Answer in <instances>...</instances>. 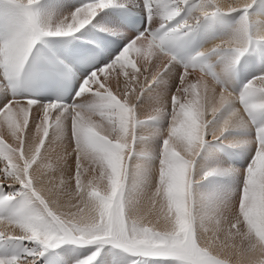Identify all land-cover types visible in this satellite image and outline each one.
<instances>
[{
	"label": "snow or ice",
	"instance_id": "snow-or-ice-1",
	"mask_svg": "<svg viewBox=\"0 0 264 264\" xmlns=\"http://www.w3.org/2000/svg\"><path fill=\"white\" fill-rule=\"evenodd\" d=\"M12 3L23 20L0 45V87L20 77L43 37L72 36L105 9L134 3L147 10L148 26L128 34L122 48L100 37L105 55L81 73L72 103L17 95L0 100V189H11L0 195V207L11 206L0 215V225L8 226L0 230V264H37L64 244H111L175 264H264V120L258 121L264 72L239 90L227 83L241 58L264 45V26L256 28L249 14L257 0L226 6L218 0H87L55 25L41 21L39 0ZM233 12L241 15L229 32L186 61L178 58L174 45ZM80 48L82 57L96 51ZM157 117L168 120L159 133L158 164L146 189L130 190L137 127ZM237 128L253 134L229 139ZM209 137L249 146L247 168L217 165L199 170L197 179ZM224 171L239 177L233 198L226 210L205 217L196 210L198 185ZM10 242L28 243L16 252ZM99 252L76 264H94Z\"/></svg>",
	"mask_w": 264,
	"mask_h": 264
},
{
	"label": "bare ground",
	"instance_id": "bare-ground-1",
	"mask_svg": "<svg viewBox=\"0 0 264 264\" xmlns=\"http://www.w3.org/2000/svg\"><path fill=\"white\" fill-rule=\"evenodd\" d=\"M9 1H12V0H0V45H3V43L10 39L14 34L15 32L19 29V27L21 26L22 24V15L19 11V9L14 5V7H11L9 5H12L10 4ZM231 2V4H234L236 2H238V0H228ZM264 0H262L261 2H263ZM39 4L37 6L38 8V11H39V14H40V19L43 23L45 24H51V25H55L56 23H58L60 20H62L64 17L68 16L69 13L71 11H74L76 7H79L82 3V0H39ZM219 3H221L222 5H228L227 0H218ZM259 2V1H258ZM127 5H131V6H135V7H138L136 4L134 3H128ZM254 7V6H253ZM4 8H7V9H4ZM13 8H16L18 11L17 14L15 13V10ZM255 10L253 12V14L251 15V17L254 18V26L256 28H260L262 26H264V3L261 4L260 6L258 7H255ZM100 16H105L106 18L104 20H100ZM100 16H98L92 23H90L89 25H87L84 29H81L79 32L75 33L74 35L72 36H69V37H43L40 41L45 43V44H51V45H55V39H62V40H66L70 37H73V36H76V37H87V36H92V33H91V28L92 27H97V28H101V29H112L111 25L117 23L115 20H114V17L112 16V14L110 13V10L109 9H105L101 14ZM224 15L221 16V18L223 17ZM218 20V18H217ZM97 21H99V23H97ZM221 23H222V20H221ZM230 25L226 26L225 28L229 27ZM107 31V30H105ZM224 35V31H222L221 29L219 30V34L217 36H215L213 39H218L219 37L223 36ZM211 39V40H213ZM207 41L203 47L207 46L210 41ZM202 47V48H203ZM255 49L253 51V58H254V61H255V65L254 67L256 69L259 70V73L261 72H264V45H261V46H258L256 48H253ZM252 51V50H251ZM189 59V58H188ZM242 69V68H241ZM234 69L232 70L231 72V75L228 79V84L235 88L236 90H239V88L243 85V84H240V85H236V80L234 79ZM253 74H256L255 72H252V75ZM241 82L242 83H246L249 79V75L246 74V75H241ZM255 76V75H254ZM160 90L162 91L163 90V86L160 87ZM0 100H3V95L1 93V87H0ZM264 116H261V117H258V121L260 120H264L263 119ZM166 120V119H165ZM162 122V121H160ZM168 124V123H167ZM167 124L164 126H161L158 124L159 127H161L160 129L163 130L164 128L167 127ZM240 133H235L237 136V138H242V137H245V136H248V135H252V130L250 131H247L246 128H237ZM245 129H246V134L245 135ZM155 133V132H154ZM233 133V134H234ZM153 134V132H152ZM157 135V134H155ZM153 134V136H155ZM5 139L8 143H12V139L5 133ZM148 139V138H147ZM149 147L146 149V151L143 153L144 157L142 158L141 160V165L140 167L142 166H148L149 170L150 171H153V168L158 164V147L160 144H162V140H163V137L162 136H159L157 135V137L153 139L149 138ZM238 147V146H237ZM243 147V146H242ZM240 146V148H242ZM245 147V146H244ZM249 146H247L246 148L249 150H251L250 148H248ZM209 149V148H208ZM218 149V150H217ZM213 148L214 151H211V148L209 149V152L206 150L203 152V156L200 158V161H199V166L200 168L202 167V169H205L207 170L209 167H214V166H221L222 168L224 169H227L229 165L233 166L234 168L236 169H240V168H247L249 162L247 161H241V159L239 160L238 158L236 160H233L230 158V156H228L229 154H231L230 152H228V155H224V157L222 155H219V156H216L218 154V151L219 148ZM239 150V148H237ZM145 150V149H144ZM216 150V151H215ZM245 150V149H243ZM244 152V156L245 158L248 157V154L246 151H243ZM246 152V153H245ZM223 153V152H222ZM242 155V153H241ZM243 156V157H244ZM243 160V159H242ZM246 160V159H245ZM248 160V159H247ZM249 161V160H248ZM221 163V164H220ZM139 167V168H140ZM142 169V168H141ZM143 170H145V168H143ZM143 173V171H142ZM146 173V172H145ZM152 173V172H151ZM150 173V174H151ZM149 174V175H150ZM147 175V174H146ZM218 176H221L222 178L226 177V179L231 178L233 179V181H235V184L237 183L238 184V181H239V177L237 174H235L234 172H231V171H224V172H221L220 174H218ZM148 177V175L146 176ZM139 178H140V175H139ZM142 178V177H141ZM151 178V176H150ZM217 178H215L216 180ZM220 179V178H219ZM150 180V179H149ZM213 183H215V185H219L220 184V181H215ZM221 180V179H220ZM224 181V179L222 180V182ZM138 182V181H137ZM132 183V182H131ZM225 183V182H224ZM228 183V182H227ZM227 183H226V187L224 186V188H226V190L229 192L230 189L228 188H231L229 186H227ZM232 183V182H231ZM234 183V182H233ZM232 183V184H233ZM236 184V185H237ZM139 185V184H138ZM141 185V184H140ZM210 185H212L210 183ZM214 185V184H213ZM222 185V184H220ZM219 185V186H220ZM148 186V185H147ZM217 186H216V189H217ZM142 187V186H141ZM228 187V188H227ZM133 188V187H132ZM137 188V187H136ZM213 188V187H211ZM220 189V187H218ZM222 188V187H221ZM235 188V187H233ZM134 189H135V186H134ZM219 189H217V191H219ZM223 189V188H222ZM234 189L231 188V191L229 193L227 192H224V195L225 193H227L229 195V198H231V195L234 193L233 191ZM135 191V190H134ZM213 191V189L211 190ZM215 191V190H214ZM223 192V190H221ZM208 192V190H207ZM206 192V193H207ZM232 192V194H231ZM215 193V192H214ZM216 195L213 194V196H215V200L219 199V201L221 200L220 198L223 197V194H220V192H218V194H220V197L217 196V193H215ZM2 195V194H1ZM205 197V199L207 198L206 195H203ZM208 196V195H207ZM212 196V195H211ZM210 196V198L212 199V197ZM216 196L218 198H216ZM203 197V199H204ZM209 197V196H208ZM228 196L225 195L224 199L227 198ZM233 197V196H232ZM204 199V200H205ZM208 199V198H207ZM210 199V200H211ZM224 199H222V201H224ZM209 200V199H208ZM209 200V201H210ZM202 201V200H201ZM209 201L206 200V202H204L205 206H209L210 207V204ZM212 201H214L212 199ZM212 201H210L212 203ZM218 201V202H219ZM227 201L231 202V199H227ZM217 202V201H216ZM216 202L214 201L213 205L216 204ZM217 204H220L218 203ZM221 202V201H220ZM202 203V202H201ZM223 203V202H222ZM224 203H226V201H224ZM223 203V204H224ZM214 205L213 209L210 208V210L212 209V212L210 214H214L216 213L218 210H226L227 206H225V204H221L222 207H219L221 205ZM227 204V203H226ZM229 204V203H228ZM202 205V204H201ZM216 206V207H215ZM218 206V207H217ZM202 207V206H201ZM200 207V208H201ZM207 207L204 208V206L202 208L205 209V214H209L207 210ZM10 208L11 206H5V207H0V215L2 214H6L10 211ZM202 210V209H201ZM200 210V211H201ZM203 213V212H202ZM201 213V214H202ZM203 213V215H205ZM208 217V216H206ZM210 217V216H209ZM8 226L7 225H0V230H3L5 228H7ZM122 252V250H121ZM120 252V253H121ZM76 253V252H75ZM118 254V253H117ZM86 254H82L81 255V258L84 257ZM116 256V255H115ZM113 254H110L108 256L105 257L104 261L102 262L101 261V264H130V260H128L127 258H124V257H119L117 256L116 258ZM64 257L67 261H70L69 264H76L77 262V259L80 258V255H77V254H74L73 250H68V252L64 254ZM137 259V258H136ZM158 259V258H157ZM162 259V258H161ZM161 259L157 260V261H160L161 264H175V262L173 261H170L169 263H165L166 260L164 261H161ZM79 260V259H78ZM150 260H154L153 258L152 259H148L147 261H150ZM156 260V259H155ZM67 263V262H66ZM96 264V263H95Z\"/></svg>",
	"mask_w": 264,
	"mask_h": 264
},
{
	"label": "rangeland",
	"instance_id": "rangeland-1",
	"mask_svg": "<svg viewBox=\"0 0 264 264\" xmlns=\"http://www.w3.org/2000/svg\"><path fill=\"white\" fill-rule=\"evenodd\" d=\"M41 1V0H40ZM259 1V2H258ZM262 0H257V3L256 4H254V7H252L251 9H249V14H250V16L253 14V12L254 11H256L255 10V7H258V6H260L261 4H263L264 3V1L263 2H261ZM10 2V4H12V5H9V6H11V7H14V4L12 3V1H9ZM40 3V2H39ZM226 3H228V5H230L231 4V2L230 1H228L227 0V2ZM4 9H7V8H4ZM14 10H15V13L17 14V12L18 11H16L17 9L16 8H13ZM8 10V9H7ZM238 13V12H237ZM239 15L237 16V17H235L234 16V20H232L233 18H231V17H229V19L227 20L226 18H224V16L221 18V20H222V23H224V27H226V26H228V25H230L228 28H229V30H227V31H224V34L225 33H227V32H229L230 30H231V28L238 22V20H239V17H240V15H241V13H238ZM252 50V51H251ZM249 52H248V54H253V51L255 50V49H251ZM240 63L241 62H239V65H240ZM251 76H254V75H252V72L250 73V75H249V79H250V77ZM156 86H154V88H155ZM160 87H162V86H160ZM153 99H155V95H146L145 96V100L146 101H148V102H150L151 100H153ZM150 110V109H149ZM264 119V118H263ZM160 121H162V122H160ZM168 123V120L166 119H164V118H161V117H157V118H154V119H144V120H142V122L138 125V127H137V142H136V150H135V152H134V154H133V156H132V160H131V162H130V169H129V189L130 190H141V189H146L148 186H149V179H151L150 178V176H152V171H150L149 170V168H148V166H141L140 167V165H141V160H142V158L144 157V155H143V153L146 151V149L150 146L149 145V138H151L152 139V137H153V139H154V137L156 138L157 137V135H158V137L159 136H161L159 133L160 132H162V130L160 129L161 127H159L158 126V124L161 126V124H162V126H164V124L166 125ZM240 129V128H239ZM242 130V129H241ZM240 130V131H241ZM243 130H244V128H243ZM240 131L238 130V129H233L229 134H228V138L229 139H231L232 137H237L239 134L238 133H240ZM247 131H250V130H248L247 129ZM152 132H153V134L155 135V134H157V135H155V136H153V134H152ZM155 132V133H154ZM237 133L238 135H236L235 133ZM234 133V134H233ZM253 133V132H252ZM247 133H246V129H245V135H246ZM248 135V134H247ZM251 135V134H250ZM249 136V135H248ZM245 137H247V136H245ZM148 138V139H147ZM240 146L242 147V148H240ZM245 146V147H244ZM247 147V145H239L238 147H237V145H234V144H232V143H228V142H225V140L223 139V138H221L220 140H216V141H213V140H211L210 139V137H209V143L205 146V148H204V150L202 151V153H201V156L198 158V160H197V168H198V173H197V179L199 178V174H200V172H199V170H201L202 169V167L200 168V166H199V161H200V158L203 156V152L204 151H208L209 152V149L211 148V151H214L213 150V148H215V149H217V148H219V150L220 151H218V154L216 155V156H219V155H222L223 157H224V155L226 154V155H228V152H230L231 154H229L228 156H230V158L231 159H233V160H236L237 158L240 160L241 159V161H247V162H251V157H252V149L250 148V147H248V148H250L251 150H249L248 151V149L246 148ZM209 148V149H208ZM237 148H239V150L237 149ZM145 149V150H144ZM243 149H245V150H243ZM218 150V149H217ZM216 151V150H215ZM243 151H246L247 152V154H248V157H246L245 158V156H244V152ZM223 152V153H222ZM245 152V153H246ZM225 153V154H224ZM241 153H242V155H241ZM238 154V155H237ZM226 155H225V157H226ZM244 156V157H243ZM220 157V156H219ZM243 159V160H242ZM246 159V160H245ZM249 161H248V160ZM221 164V163H220ZM140 167V168H139ZM142 168V169H141ZM143 168H145V170H143ZM202 170H205V169H202ZM142 171H143V173H142ZM146 172V173H145ZM151 173V174H150ZM148 175V177H146L147 175ZM150 174V175H149ZM139 175H140V178H139ZM142 177V178H141ZM215 178H217L216 180H215ZM221 180H220V179ZM224 179V181L222 182V180ZM214 180L215 181H217V183H218V181H220V184H222V185H220L219 183V185L217 186V185H215V183H213L214 182ZM138 181V182H137ZM132 182V183H131ZM225 182V183H224ZM228 182V183H227ZM233 184H232V183ZM210 183L212 184V185H210ZM226 183H227V186H229V187H231L232 189H234L235 190V188H236V184H235V181H233V179H231V178H229L228 177V179H226V177H224V178H222L221 176H218V174L217 175H214V176H212V177H209L208 179H206V180H203V181H200V183H199V185H198V189H199V203H198V205H197V208H196V210H197V212H199V213H204L205 214V207H207V206H205V204H204V202H206V200L207 201H209L211 198H210V196L212 195L213 196V194L214 195H216L215 193H217V196L218 197H220V194H223V197L222 198H220L221 200V202L219 201V199H217V200H215L214 198H215V196H211L212 197V199L216 202H218V203H220V204H217V202H216V204L219 206V205H221V204H223L224 203V201H226V203H224L225 204V206H227L228 205V203H230L229 201H227V199H232L233 197V194H232V192H231V198H229V195L227 194V193H229L230 191H231V188H228V189H230V191L228 192L227 190H226V188H224V186L226 187ZM139 184V185H138ZM141 184V185H140ZM214 184V185H213ZM148 185V186H147ZM134 186H135V189H134ZM142 186V187H141ZM216 186H217V189H219L218 187H220V189H219V191H217V189H216ZM133 187V188H132ZM137 187V188H136ZM211 187H213V188H211ZM223 189H222V188ZM233 187H235V188H233ZM213 189V191H211ZM207 190H208V192H207ZM215 190V191H214ZM221 190H223V192L221 191ZM7 191H11V189H0V195L1 194H3L4 192H7ZM233 191V190H232ZM207 192V193H206ZM215 192V193H214ZM218 192H220V194H218ZM224 192H227V193H225V195L226 196H228L227 198H225L224 199V197H225V195H224ZM234 192V191H233ZM203 195H206V197L209 199H205V197L203 196ZM209 197H208V196ZM216 196V198H218ZM203 197H204V199H203ZM212 199L210 200V201H212ZM222 199H224V201H222ZM202 200V201H201ZM209 201V203L208 204H210V207L208 206L207 207V210L206 211H208V213L210 212H212V209H213V207H214V205H216V204H214L213 205V203H214V201H212V203ZM202 202V203H201ZM223 202V203H222ZM202 204V205H201ZM223 204V205H224ZM207 205V204H206ZM204 206V208H202V207ZM217 206V207H218ZM201 207V208H200ZM216 207V206H215ZM219 207H222V205L221 206H219ZM210 208H212L211 210H210ZM202 209V210H201ZM201 210V211H200ZM202 213V214H203ZM205 214L204 216L206 217V216H212V214ZM28 242H10V244L8 245V249H9V251H16V252H22L23 251V248H24V246L27 244ZM97 248H99L100 249V252H99V255H98V257H97V259H96V261L94 262V264L96 263V264H101V261L103 262L104 261V259H105V257L106 256H108V255H110V254H113L115 257L114 258H116L117 256H119V257H124V258H129L128 260H130V262H132L133 260H136V261H138V264H161V262L160 261H157V260H159V259H161V258H153L154 260H150V261H147L148 259H152L151 257H139V256H135V255H133V254H131V253H127V252H125L123 249H120V248H116L115 246H113V245H111V244H105V245H103V246H101V245H90V246H88L87 248H85V247H81V246H78V245H73V244H64V245H62L61 247H59V248H57V249H50L49 251H47L43 256H41L40 257V259L37 261V264H69L70 263V261H67L66 259H65V257H64V254H65V252L67 253L68 252V250H73V252H74V254H77V255H80V258H81V255L82 254H86V255H90L92 252H94V251H96L97 250ZM121 250H122V252H121ZM3 251V249L2 248H0V252H2ZM76 252V253H75ZM121 252V253H120ZM118 253V254H117ZM85 255V256H86ZM80 258H78V259H80ZM137 258V259H136ZM78 259H77V261H78ZM156 259V260H155ZM164 259H161V261H163ZM166 260V262L165 263H169L170 261H173V260H171V259H165ZM164 260V261H165ZM67 262V263H66ZM174 262V261H173ZM131 264V263H130Z\"/></svg>",
	"mask_w": 264,
	"mask_h": 264
}]
</instances>
